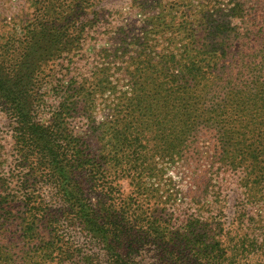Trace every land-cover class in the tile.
Wrapping results in <instances>:
<instances>
[{
	"label": "trees",
	"instance_id": "trees-1",
	"mask_svg": "<svg viewBox=\"0 0 264 264\" xmlns=\"http://www.w3.org/2000/svg\"><path fill=\"white\" fill-rule=\"evenodd\" d=\"M101 1L30 0L0 35V264H261L214 219L264 205V0H128L103 27ZM168 167L179 213H150Z\"/></svg>",
	"mask_w": 264,
	"mask_h": 264
},
{
	"label": "rangeland",
	"instance_id": "rangeland-1",
	"mask_svg": "<svg viewBox=\"0 0 264 264\" xmlns=\"http://www.w3.org/2000/svg\"><path fill=\"white\" fill-rule=\"evenodd\" d=\"M128 0H103L101 3L95 8L98 12L100 19L102 21L101 26L103 27V8L107 9H114V10H123L127 11L129 9ZM30 0H0V35L8 32L13 27H23L25 23H21V20H24L29 7ZM93 10L88 11V16L92 13ZM101 32V31H100ZM100 32L94 37L88 38L85 45L86 50H96L97 48L106 46L103 44V34L100 35ZM91 50V51H92ZM89 51V52H91ZM102 113V112H100ZM205 158L208 157V153H204ZM166 166V165H165ZM188 180L181 174L178 168L174 169L173 167H168V170H164L163 173L158 174L152 180H148L147 186L150 188L148 193L149 200L143 202L146 208H150L147 210L148 212L157 211L158 214L167 213L172 214L174 212H178V208H180V196L178 197L177 207L173 206L171 203H167L168 200L166 198L172 197L173 193H177L180 190H186L189 186L187 184ZM151 185H154L152 187ZM119 189L125 194L128 195L133 193L134 187L129 186V181L122 180L119 186ZM157 190V191H154ZM233 190H236V187H232ZM233 194V191H231ZM101 194H98L100 197ZM147 195V194H146ZM161 198L162 200L158 199ZM95 201V200H93ZM264 207V205H262ZM263 207H255L252 208L249 218L244 219V223L239 224V218L235 215L236 208L233 204L229 205L227 211H225L226 218H223L218 214L214 221L219 222V228L217 233L224 237L225 234H229V237L235 238H243L246 239L249 243L254 241L252 246L255 250L259 251V257L261 264H264V210ZM175 208V209H174ZM179 213V212H178ZM257 216L260 214L259 217H252ZM241 221V220H240ZM221 231V233H219ZM78 235V231L76 232ZM238 236H235V235ZM232 237V238H233ZM231 238V239H232ZM237 240V239H236ZM85 242L84 239H80V243L82 244ZM257 245V246H256ZM25 246V243H22L20 247ZM83 246V245H82ZM253 249L250 247V250ZM84 252L88 254V257H91L92 264H104L103 261V250L100 246L96 244L88 245L84 248ZM153 253L151 254V262H156V259L153 258ZM148 259V258H147ZM39 264H43L44 260L40 257L38 258ZM149 260V259H148ZM74 264H90L87 261V258H78L74 260Z\"/></svg>",
	"mask_w": 264,
	"mask_h": 264
}]
</instances>
